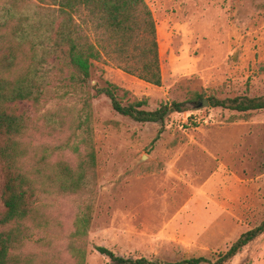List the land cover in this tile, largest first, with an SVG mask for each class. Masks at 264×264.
<instances>
[{
	"label": "rangeland",
	"instance_id": "1",
	"mask_svg": "<svg viewBox=\"0 0 264 264\" xmlns=\"http://www.w3.org/2000/svg\"><path fill=\"white\" fill-rule=\"evenodd\" d=\"M146 1L157 24L162 84L96 62L88 89L95 93L96 80H109L122 88L123 104L145 100L143 108L155 110L178 101L184 110L163 124L139 122L116 112L104 94L93 97V192L41 197L47 228L32 229L27 251L48 250L54 260L73 264L70 235L88 212L85 264H113L98 245L160 262L214 260L264 220V109L193 106L195 93L264 95V0ZM83 102L68 94L43 101L40 110L30 102L17 108L30 117V140L55 144L63 136L50 135L46 115ZM63 157L77 163L70 151ZM227 264H264V233Z\"/></svg>",
	"mask_w": 264,
	"mask_h": 264
},
{
	"label": "trees",
	"instance_id": "2",
	"mask_svg": "<svg viewBox=\"0 0 264 264\" xmlns=\"http://www.w3.org/2000/svg\"><path fill=\"white\" fill-rule=\"evenodd\" d=\"M96 62L118 67L154 85L162 84L157 24L146 0H0V264H66L49 251H27L32 229L47 228L41 197L91 194L96 183V150L91 99L104 94L113 109L139 122L162 123L185 102L162 103L144 109L145 100L123 104L122 88L105 80L88 84ZM57 82L56 85H53ZM72 94L84 97L81 108L63 104L46 115L50 135L62 134L59 143L29 139L30 117L17 108ZM204 95L195 93V101ZM211 106L244 113L264 109V95L209 97ZM163 127L158 132L157 140ZM78 159L69 163L63 153ZM91 214L75 222L68 251L73 264H85V238ZM264 233V220L242 233L214 260L205 256L175 262L147 257H125L108 247L97 251L113 264H227L250 242Z\"/></svg>",
	"mask_w": 264,
	"mask_h": 264
},
{
	"label": "water",
	"instance_id": "3",
	"mask_svg": "<svg viewBox=\"0 0 264 264\" xmlns=\"http://www.w3.org/2000/svg\"><path fill=\"white\" fill-rule=\"evenodd\" d=\"M210 101H209V98L208 97H203L201 99H198L197 100V103L193 106H196V107H203V106H210ZM146 157L143 156L142 159H145Z\"/></svg>",
	"mask_w": 264,
	"mask_h": 264
}]
</instances>
